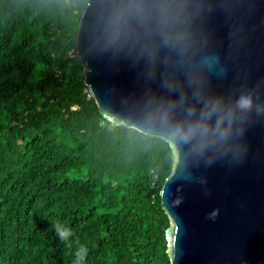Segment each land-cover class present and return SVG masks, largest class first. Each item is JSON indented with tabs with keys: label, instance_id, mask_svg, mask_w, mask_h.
Wrapping results in <instances>:
<instances>
[{
	"label": "water",
	"instance_id": "95a60500",
	"mask_svg": "<svg viewBox=\"0 0 264 264\" xmlns=\"http://www.w3.org/2000/svg\"><path fill=\"white\" fill-rule=\"evenodd\" d=\"M76 54L104 118L173 143L172 264H264V0H89Z\"/></svg>",
	"mask_w": 264,
	"mask_h": 264
},
{
	"label": "trees",
	"instance_id": "16d2710c",
	"mask_svg": "<svg viewBox=\"0 0 264 264\" xmlns=\"http://www.w3.org/2000/svg\"><path fill=\"white\" fill-rule=\"evenodd\" d=\"M88 1L0 0V264H72L80 245L87 264H172L176 151L101 115L76 54Z\"/></svg>",
	"mask_w": 264,
	"mask_h": 264
},
{
	"label": "clouds",
	"instance_id": "9594fccd",
	"mask_svg": "<svg viewBox=\"0 0 264 264\" xmlns=\"http://www.w3.org/2000/svg\"><path fill=\"white\" fill-rule=\"evenodd\" d=\"M249 102L247 100L242 101V106L247 107ZM213 217L216 213H212ZM56 232L60 236V238L64 241H67L71 232L62 231L60 226L56 227ZM75 259L72 261V264H87V256H88V248L84 245H80L75 252L73 253Z\"/></svg>",
	"mask_w": 264,
	"mask_h": 264
}]
</instances>
